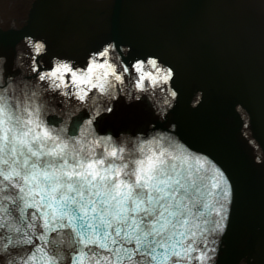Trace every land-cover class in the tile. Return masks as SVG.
Instances as JSON below:
<instances>
[{
    "label": "water",
    "instance_id": "1",
    "mask_svg": "<svg viewBox=\"0 0 264 264\" xmlns=\"http://www.w3.org/2000/svg\"><path fill=\"white\" fill-rule=\"evenodd\" d=\"M24 36L44 42L46 54L34 57ZM113 41L117 49L130 46L124 56L130 69L148 56L171 67L179 97L161 119L145 98L126 103L120 95L93 122L94 132H162L190 163L207 157L210 163L200 159L202 172L209 186L220 187L198 221L190 264H264V0H0V95L15 100L20 89L34 91L37 73L51 70L53 57L83 67L91 52ZM17 48L25 53L22 61ZM24 80L25 89L8 88ZM200 91L202 102L192 107ZM40 101L43 118L68 134L90 118L58 93L42 91ZM31 212L19 222L11 200L0 207V264L32 250L10 239L27 233L44 246L41 221ZM13 224L23 231H12Z\"/></svg>",
    "mask_w": 264,
    "mask_h": 264
},
{
    "label": "clouds",
    "instance_id": "2",
    "mask_svg": "<svg viewBox=\"0 0 264 264\" xmlns=\"http://www.w3.org/2000/svg\"><path fill=\"white\" fill-rule=\"evenodd\" d=\"M23 42L34 57L46 54L44 42L32 36H24ZM130 51V46L117 49L114 41L106 43L90 53L83 67L74 59L53 57L52 69L37 73L34 91L20 89L15 100L0 95V190L14 193L22 216L32 210L31 218L41 221L43 232L38 239L44 242V246L34 244L25 233L19 244L32 245V250L17 254L8 264H102L107 257L96 245L89 217L79 211L87 200L79 193L87 192L96 200L104 209L105 220L118 213L123 221L138 215L141 202L148 199L145 194L155 196L163 173L173 164L179 165L177 158L183 156L162 132L114 136L99 135L92 129L98 116L112 110L110 102L119 95L125 96L126 103L147 96L161 119L165 106L171 109L179 97L171 87L175 76L171 67L159 57L148 56L133 60L130 69L124 63ZM3 61L0 57V63ZM32 71L36 72L35 63ZM39 82L47 88L41 90ZM42 91L58 93L81 109L89 108L90 118L74 132L72 129V134L63 125L49 124L42 115L45 103L38 102ZM202 98L200 91L192 107ZM236 110L241 112L242 106L237 105ZM200 159L210 163L205 156Z\"/></svg>",
    "mask_w": 264,
    "mask_h": 264
},
{
    "label": "snow or ice",
    "instance_id": "3",
    "mask_svg": "<svg viewBox=\"0 0 264 264\" xmlns=\"http://www.w3.org/2000/svg\"><path fill=\"white\" fill-rule=\"evenodd\" d=\"M177 159L180 160L179 165L173 164L169 171L163 173L157 194L146 193L148 199L141 202L142 211L123 221L118 213L113 214L112 220H105L104 209L97 206L96 200L87 192L79 193L81 198L87 197L79 211L89 217L88 224L96 234V245L107 257L102 264H185L189 260L200 231L198 221L205 217L213 190H218L220 184L209 186L199 158L196 164L190 163L188 157ZM6 197L12 198V205L18 211L19 201L14 193L3 190H0V207L9 200ZM25 207L31 205L26 204ZM21 211H18L19 222L28 215L23 212L22 216ZM55 219L53 216V221ZM25 226L32 227L31 224ZM11 229L15 232L22 230L16 224L11 225ZM19 242V239L9 240V243Z\"/></svg>",
    "mask_w": 264,
    "mask_h": 264
}]
</instances>
